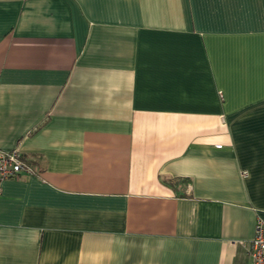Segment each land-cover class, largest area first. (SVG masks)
Listing matches in <instances>:
<instances>
[{"label": "crops", "instance_id": "1", "mask_svg": "<svg viewBox=\"0 0 264 264\" xmlns=\"http://www.w3.org/2000/svg\"><path fill=\"white\" fill-rule=\"evenodd\" d=\"M14 147L0 264H250L264 0H0Z\"/></svg>", "mask_w": 264, "mask_h": 264}, {"label": "built area", "instance_id": "2", "mask_svg": "<svg viewBox=\"0 0 264 264\" xmlns=\"http://www.w3.org/2000/svg\"><path fill=\"white\" fill-rule=\"evenodd\" d=\"M217 146L220 147V144ZM37 169V164L26 159L18 147L0 149V192L3 180L32 174ZM247 248L250 264H264V218H256L253 236Z\"/></svg>", "mask_w": 264, "mask_h": 264}]
</instances>
